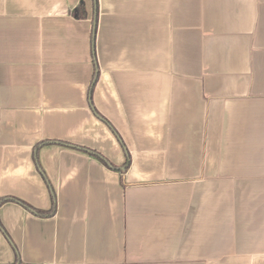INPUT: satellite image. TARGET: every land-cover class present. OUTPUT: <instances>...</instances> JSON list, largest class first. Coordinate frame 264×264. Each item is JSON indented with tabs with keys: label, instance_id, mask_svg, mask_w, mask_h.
<instances>
[{
	"label": "crops",
	"instance_id": "crops-1",
	"mask_svg": "<svg viewBox=\"0 0 264 264\" xmlns=\"http://www.w3.org/2000/svg\"><path fill=\"white\" fill-rule=\"evenodd\" d=\"M0 264H264V0H0Z\"/></svg>",
	"mask_w": 264,
	"mask_h": 264
},
{
	"label": "trees",
	"instance_id": "trees-1",
	"mask_svg": "<svg viewBox=\"0 0 264 264\" xmlns=\"http://www.w3.org/2000/svg\"><path fill=\"white\" fill-rule=\"evenodd\" d=\"M76 14L79 18H83L85 16V7H84V4L82 2H80L76 9ZM63 143V142H62ZM82 150L86 151L87 153L97 157L99 160L105 162V163H108L107 160L105 159V157H103L99 152L95 151V150H92V149H89V148H81ZM129 165V161L126 160L125 163L123 164V170L126 169ZM113 168H116V169H119L118 167H114L112 166ZM120 170V169H119ZM15 199V198H14ZM18 201V200H17ZM20 203H22L21 201H19Z\"/></svg>",
	"mask_w": 264,
	"mask_h": 264
}]
</instances>
